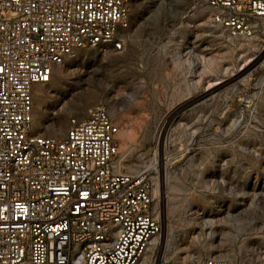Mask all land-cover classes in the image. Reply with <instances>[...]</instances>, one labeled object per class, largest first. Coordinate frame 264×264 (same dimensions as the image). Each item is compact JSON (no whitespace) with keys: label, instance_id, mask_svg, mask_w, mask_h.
Here are the masks:
<instances>
[{"label":"rangeland","instance_id":"rangeland-1","mask_svg":"<svg viewBox=\"0 0 264 264\" xmlns=\"http://www.w3.org/2000/svg\"><path fill=\"white\" fill-rule=\"evenodd\" d=\"M128 5L123 50L79 49L35 86L33 130L61 137L105 103L125 170L169 158L152 174L148 255L264 264V38H230L204 0Z\"/></svg>","mask_w":264,"mask_h":264},{"label":"built area","instance_id":"built-area-1","mask_svg":"<svg viewBox=\"0 0 264 264\" xmlns=\"http://www.w3.org/2000/svg\"><path fill=\"white\" fill-rule=\"evenodd\" d=\"M204 1L230 38H264V0ZM129 27L128 0H0V264H231L148 255L154 168L121 165L105 103L61 137L33 130L35 86L79 49L123 50Z\"/></svg>","mask_w":264,"mask_h":264},{"label":"bare ground","instance_id":"bare-ground-1","mask_svg":"<svg viewBox=\"0 0 264 264\" xmlns=\"http://www.w3.org/2000/svg\"><path fill=\"white\" fill-rule=\"evenodd\" d=\"M217 84V82H209V84H208V87H207V90L208 89H214L213 87L215 86ZM220 84V83H219ZM210 91V90H209ZM50 127L52 128L53 127V124L52 125H50ZM168 156H166V157H164L163 159H159V160H157V159H155L154 158V160H152L151 161V165L150 166H148V167H151V168H154V169H157L158 167H160L161 168V163L162 162H167L168 161ZM164 179H162L161 180V183H163L164 181H163ZM157 188L160 190L161 188H159V184H158V182H157V184H156V187H155V189L157 190ZM160 195H161V199H162V201H163V198H164V196H163V194L161 193V191H160ZM155 237L153 238V240H152V242H151V247H150V249L151 248H153L154 247V245H155ZM148 259V255L146 254L145 255V257H144V261L146 262V260Z\"/></svg>","mask_w":264,"mask_h":264}]
</instances>
